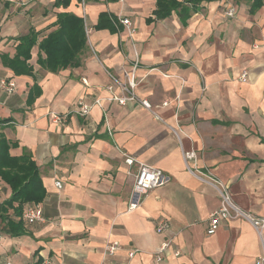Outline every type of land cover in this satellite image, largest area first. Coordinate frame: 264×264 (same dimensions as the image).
Returning <instances> with one entry per match:
<instances>
[{
	"label": "crops",
	"instance_id": "crops-1",
	"mask_svg": "<svg viewBox=\"0 0 264 264\" xmlns=\"http://www.w3.org/2000/svg\"><path fill=\"white\" fill-rule=\"evenodd\" d=\"M55 1L0 0V56L13 57L29 29L38 40L54 30L57 13L83 17L85 26L87 17L91 29L77 67L48 72L35 46L32 73L15 76L0 57V79L15 83L13 93L0 91V120H8L0 134L16 143L11 156L31 157L45 190L41 221L21 219L17 235L0 222V264H119L130 249L137 253L128 264H155L166 236L155 230L160 220L173 241L159 264H255L264 228L259 234L237 218L207 235L220 192L186 170L182 152L195 151L190 165L224 184L239 209L264 218V2L249 13L251 0H203L183 23L175 11L156 19V0ZM100 13L130 19L135 32L94 30ZM131 75L136 100H109L126 96ZM79 100L100 106L79 117ZM123 154L169 178L134 209L127 172L136 166ZM10 195L0 179V203ZM110 242L121 246L111 256Z\"/></svg>",
	"mask_w": 264,
	"mask_h": 264
},
{
	"label": "trees",
	"instance_id": "trees-1",
	"mask_svg": "<svg viewBox=\"0 0 264 264\" xmlns=\"http://www.w3.org/2000/svg\"><path fill=\"white\" fill-rule=\"evenodd\" d=\"M202 1L156 0L153 15L156 19H164L175 11L184 23ZM263 2L264 0H251L249 13L262 7ZM53 5L67 7L69 0H56ZM54 26L56 28L40 40H38V32L33 29H29L26 35L16 38L18 44L15 46L13 57L10 58L5 54L0 56L4 66L9 68L15 76L30 75L32 66L29 61L31 50L35 46L38 49L36 64L48 72L55 73L80 65L79 56L87 42L84 18L68 12L57 13ZM122 27L115 16L100 13L97 23L92 28L116 32ZM33 87L36 86L33 85ZM7 121V119L0 120V124ZM15 146L16 143L7 142L0 134V179L11 190L10 197L0 203V222H5L4 231L11 235L22 233L23 207L27 204H39L45 196L38 168L31 157L27 154L18 157L9 154V149ZM9 210L12 211L14 217L19 218L18 221L9 216Z\"/></svg>",
	"mask_w": 264,
	"mask_h": 264
},
{
	"label": "built area",
	"instance_id": "built-area-1",
	"mask_svg": "<svg viewBox=\"0 0 264 264\" xmlns=\"http://www.w3.org/2000/svg\"><path fill=\"white\" fill-rule=\"evenodd\" d=\"M181 1V0H180ZM82 6H84L85 0H80ZM235 13L233 7H229L225 14L228 17H232ZM119 23L126 29L128 34H133L135 28H133L132 22L128 18L119 17ZM91 29L85 26V34L88 38ZM256 47V46H255ZM239 80H246V72H243L239 75ZM136 81L134 76H129L126 85L122 87V90L126 93L124 97L112 96L109 98L111 101H116L120 105H124L128 101H135V88ZM15 83L13 80L0 79V91L5 92L6 94H11L14 92ZM109 90H112V87H108ZM139 104L147 109L151 110V105L146 99L139 100ZM100 106V100H95L92 104H87L83 100H79L76 104L75 114L79 117L85 118L91 111L93 106ZM54 122H59L61 120L60 116L53 115ZM124 163L128 167L136 166L134 172L129 170L127 172L128 176L133 178L132 185V202L129 205V209H134L137 204L141 202L142 197H144L149 191L165 185L169 178L162 172V170L148 166L146 164L138 163L134 158L123 154ZM182 157L185 162L186 170L195 176L201 182L209 184L215 187L220 192V204L219 207L213 210L208 218V223L206 227V234L213 235L219 228L221 222L226 220H232L241 218L249 222L252 227L260 234V231L264 228V218H259L250 213L244 212L239 209L230 199L227 189L224 184L217 180L209 172H202L196 168L195 165H190V162H194L196 159V153L193 150L183 151ZM56 187L60 189L62 184L57 181L55 183ZM21 219L26 224H32L42 220V209L38 204H27L25 205ZM156 232L162 235H166L163 242L158 246L154 252V261L155 264H159L163 260L164 253L170 247L172 243V238L168 235L170 227L167 221L160 220L156 226ZM121 248L120 244L117 242H110L105 247V252L107 255L111 256L116 251ZM137 253L136 249H130L127 252V261L120 262L119 264H128V261L131 260ZM177 251L174 252V256H178ZM4 264H12L11 262H5ZM255 264H264V251L263 254L257 258Z\"/></svg>",
	"mask_w": 264,
	"mask_h": 264
},
{
	"label": "rangeland",
	"instance_id": "rangeland-1",
	"mask_svg": "<svg viewBox=\"0 0 264 264\" xmlns=\"http://www.w3.org/2000/svg\"><path fill=\"white\" fill-rule=\"evenodd\" d=\"M130 20V19H129ZM85 21H86V26L88 27V26H90V23H89V20H88V18L87 17H85ZM133 25V24H132ZM133 28H134V26H133Z\"/></svg>",
	"mask_w": 264,
	"mask_h": 264
}]
</instances>
